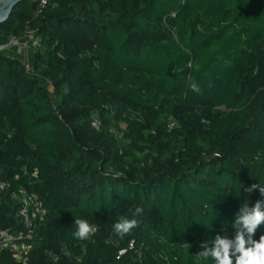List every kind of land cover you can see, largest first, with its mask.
<instances>
[{
    "label": "trees",
    "instance_id": "16d2710c",
    "mask_svg": "<svg viewBox=\"0 0 264 264\" xmlns=\"http://www.w3.org/2000/svg\"><path fill=\"white\" fill-rule=\"evenodd\" d=\"M41 1L0 26L41 40L31 70L0 53V230L22 229L12 192L47 215L0 264H214L203 243L264 202V0Z\"/></svg>",
    "mask_w": 264,
    "mask_h": 264
},
{
    "label": "clouds",
    "instance_id": "9594fccd",
    "mask_svg": "<svg viewBox=\"0 0 264 264\" xmlns=\"http://www.w3.org/2000/svg\"><path fill=\"white\" fill-rule=\"evenodd\" d=\"M190 88L196 93L201 91L195 82L190 84ZM257 188L264 195V187L259 184H253L246 191L251 194ZM142 212V208H137L135 216H139ZM137 224L138 221L135 218L122 217L114 223L113 231L123 238L130 234ZM261 224H264V202L257 201L252 207H249L246 202L236 213L232 224L236 231L235 237L230 239L216 235L214 240L203 243L204 250L197 256L203 260L211 258L214 264H264V235H261L258 241L253 239ZM75 226L76 231L73 235L82 241L89 240L96 231L95 226L84 219H75Z\"/></svg>",
    "mask_w": 264,
    "mask_h": 264
},
{
    "label": "built area",
    "instance_id": "2783aa9c",
    "mask_svg": "<svg viewBox=\"0 0 264 264\" xmlns=\"http://www.w3.org/2000/svg\"><path fill=\"white\" fill-rule=\"evenodd\" d=\"M46 4V0L41 1L42 6ZM25 39L28 42L27 45L31 46L33 50L40 47L41 40L36 38L34 32H29L25 36ZM16 40L12 39L13 42ZM100 125L97 119L92 123V127L95 130H99ZM7 189H9V186L0 181V191ZM12 199L19 205L18 215L21 220L22 229L19 231L0 230V250L11 252L18 262H25V258L30 251L27 242L32 240L37 224L44 221L47 212L43 203L35 195L28 194L24 191L12 192Z\"/></svg>",
    "mask_w": 264,
    "mask_h": 264
},
{
    "label": "crops",
    "instance_id": "0c3cea01",
    "mask_svg": "<svg viewBox=\"0 0 264 264\" xmlns=\"http://www.w3.org/2000/svg\"><path fill=\"white\" fill-rule=\"evenodd\" d=\"M0 39L3 40L6 47L8 46L2 52L4 55L25 62L29 70L32 69L35 60V51L31 48V46L27 45L28 42L25 38L17 39L15 42L12 40Z\"/></svg>",
    "mask_w": 264,
    "mask_h": 264
},
{
    "label": "water",
    "instance_id": "95a60500",
    "mask_svg": "<svg viewBox=\"0 0 264 264\" xmlns=\"http://www.w3.org/2000/svg\"><path fill=\"white\" fill-rule=\"evenodd\" d=\"M24 1L26 0H0V26L10 19L14 10ZM7 47H0V53Z\"/></svg>",
    "mask_w": 264,
    "mask_h": 264
},
{
    "label": "rangeland",
    "instance_id": "374dc122",
    "mask_svg": "<svg viewBox=\"0 0 264 264\" xmlns=\"http://www.w3.org/2000/svg\"><path fill=\"white\" fill-rule=\"evenodd\" d=\"M6 47V44L3 42V40L0 39V47Z\"/></svg>",
    "mask_w": 264,
    "mask_h": 264
}]
</instances>
